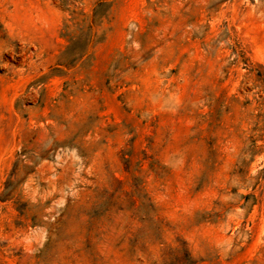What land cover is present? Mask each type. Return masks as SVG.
<instances>
[{"label": "rangeland", "instance_id": "374dc122", "mask_svg": "<svg viewBox=\"0 0 264 264\" xmlns=\"http://www.w3.org/2000/svg\"><path fill=\"white\" fill-rule=\"evenodd\" d=\"M0 264H264V0H0Z\"/></svg>", "mask_w": 264, "mask_h": 264}, {"label": "trees", "instance_id": "16d2710c", "mask_svg": "<svg viewBox=\"0 0 264 264\" xmlns=\"http://www.w3.org/2000/svg\"><path fill=\"white\" fill-rule=\"evenodd\" d=\"M95 16H97V10H96Z\"/></svg>", "mask_w": 264, "mask_h": 264}]
</instances>
